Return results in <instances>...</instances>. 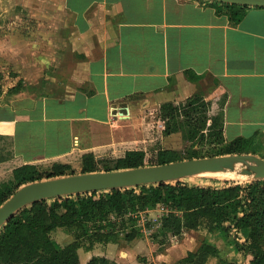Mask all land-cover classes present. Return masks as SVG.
Instances as JSON below:
<instances>
[{
    "label": "crops",
    "instance_id": "1",
    "mask_svg": "<svg viewBox=\"0 0 264 264\" xmlns=\"http://www.w3.org/2000/svg\"><path fill=\"white\" fill-rule=\"evenodd\" d=\"M13 1L27 5V15L42 21L38 28L27 27L31 37L13 35V41L23 38L18 44L1 41L0 62L20 64L24 47L42 43L49 49L55 41L70 50L71 57L62 56L60 64L71 59L73 67L61 70L66 78L58 93H48V87L41 95L24 92L18 77L0 95V152L10 156L1 163L11 166L12 174L23 165L74 167L89 156L146 152L151 143L176 133H165L161 107L194 97L210 103V116L222 114L226 142L249 140L250 152L264 158L263 6L236 7L240 15L234 21L226 6L214 0ZM155 212H164L161 205L145 215ZM197 231L184 230L170 239L183 235L188 243L196 240ZM58 233L65 243L53 237ZM70 235L62 227L52 232L60 246L72 240ZM115 251V242L97 243L90 251L81 248L80 262L102 255L119 264L134 263H121Z\"/></svg>",
    "mask_w": 264,
    "mask_h": 264
},
{
    "label": "trees",
    "instance_id": "2",
    "mask_svg": "<svg viewBox=\"0 0 264 264\" xmlns=\"http://www.w3.org/2000/svg\"><path fill=\"white\" fill-rule=\"evenodd\" d=\"M221 3L226 6L231 19L236 21L240 15L236 7L241 5ZM209 106L210 103L201 97L180 105L164 104L160 115L168 121L165 133L171 134L185 127L187 139L192 143L198 136L201 140L207 139L206 143L211 146L226 145L224 153H254L249 150V140L237 138L226 142L222 114L210 116ZM170 119L177 122L170 124ZM145 160V151L129 150L116 160L115 167L104 169L143 166L147 164ZM176 160H179L176 150L161 149L156 163ZM57 165L63 166L59 163L53 166ZM95 170L99 168L95 166L94 158L86 157L82 172ZM72 173L75 172L68 173L62 169L50 172L36 165L17 167L13 170V182L0 187V205L25 183ZM207 175L235 179L220 174ZM262 182L264 179L247 184L225 180L223 184L206 185L181 179L44 199L21 209L0 228V264H81L79 249L90 251L97 243L116 242L119 238L112 214L132 215L120 227L125 229L124 239L132 242L142 233V228L136 225L138 215L157 205H163L166 210L151 237L160 245L161 251L170 235L179 236L184 230L204 227L211 234L220 236L228 246H233L236 252L242 253L243 264H264V248L258 234V227L264 226ZM129 222L132 223L130 230L127 228ZM59 227L72 235V240L64 246L52 237V232ZM247 230L250 232L245 242L240 241L238 234ZM213 258H220L217 264H234L232 260L222 258L221 248L208 240H203L196 250L188 251L174 264H209ZM141 261L146 262L145 259ZM86 264L119 263L106 256L93 255Z\"/></svg>",
    "mask_w": 264,
    "mask_h": 264
},
{
    "label": "rangeland",
    "instance_id": "3",
    "mask_svg": "<svg viewBox=\"0 0 264 264\" xmlns=\"http://www.w3.org/2000/svg\"><path fill=\"white\" fill-rule=\"evenodd\" d=\"M34 4V3H33ZM36 7H40L41 5L35 4ZM32 7V6H31ZM34 8V7H33ZM40 9V8H39ZM3 10H7L6 13H3ZM21 12V15H18V12ZM28 6L27 5H17V3L13 0H5L3 2L0 1V42L5 41L9 44L13 41V35H18L17 33H22L25 37H31L32 34L29 33L27 27L28 26H36L38 28L42 18L39 17H29ZM20 26V27H19ZM14 28V30H13ZM15 31L16 33L12 32ZM39 32V31H38ZM53 35H55L53 33ZM36 37H40L42 40L41 34H36ZM23 38H16L13 42L18 44L19 40ZM26 41V40H24ZM11 43V46L13 45ZM27 42V41H26ZM24 42V43H26ZM36 45V41L32 40ZM41 45L38 44L36 47H32V49L28 50V47H24L23 54H20L18 57L21 59L20 64L8 63V62H0V95L3 93L4 89H11L13 84L18 83V87L24 86L22 89L24 92L31 91L37 93L39 95L44 94L47 89L49 93H58V86L65 80V76L61 73V70L64 69L68 71L73 67L70 64L71 59H67V63L60 64V58L65 56V58L71 57L70 50H66V48L60 49L58 43H53L50 45L51 48L44 49ZM39 46H41L39 48ZM19 49V45L17 47ZM21 49V47H20ZM0 49V54H1ZM12 50V49H11ZM9 49L8 52L11 53ZM5 51V50H3ZM46 52V54H44ZM28 57L31 59V63L27 62ZM48 61V59H50ZM48 61V62H47ZM51 62V63H50ZM20 77V79L18 78ZM62 79V80H61ZM28 84L29 90L25 83ZM17 87V88H18ZM15 88V89H17ZM20 89V88H19ZM18 89V90H19ZM16 91V90H15ZM17 92V91H16ZM15 92V93H16ZM14 93V92H12ZM160 115V114H159ZM177 120V119H176ZM168 122L167 120L164 121ZM177 121L169 120L170 124H175ZM166 126V125H165ZM166 128V127H165ZM178 132L174 133L166 140H162L161 138L157 141L148 145L146 150V165L157 164V156L161 149H167V147H172L178 153V159H190L195 157H206V156H214V155H222V154H230L224 153L226 152V145H209L206 143L207 139L201 140L197 136L196 140L192 143L187 139V128L182 127ZM155 130H151V132L155 133ZM163 131V130H159ZM164 135V133H163ZM162 140V141H161ZM165 144V145H163ZM243 153H248L247 151H243ZM124 156V152H119L117 154H108L103 157H99L94 159L95 166L99 168V170H106L104 168H112L116 165V160L120 156ZM3 157H10L8 152L1 153L0 152V187L4 183L13 182V174L10 172L11 166H5L3 163ZM85 161L74 167L63 165V166H53V163L41 166L42 170H47L50 172H57V170H64L65 172L71 173H80L83 168ZM82 165V166H81ZM65 166V167H64ZM247 167L242 164L234 165L228 169H226L220 175L222 176H233L235 179L229 178H220L217 175H207L212 173H206L204 175H196L192 177L184 178V180L189 181L191 183H202V184H211L218 183L223 184L225 180H229L232 183H240L247 184L250 182L258 181L260 178H257L254 174H247L243 170ZM215 174V173H214ZM217 174V173H216ZM262 179V178H261ZM264 186V182L261 183ZM162 212V211H160ZM163 213L155 212L148 217L145 215V212H141L136 218V225L142 228V233L139 238L135 239L132 242H127L124 239L125 229L120 228L123 225V221L130 218V213H125L124 215H115L112 214V218L116 222V229L119 231V238L115 243H117V251L116 257L119 258L121 263L126 262H134L132 264H173L176 260L185 255L187 250L192 247L200 245L203 240H208L210 242L215 243L221 248L222 258L230 259L234 262V264H243L244 258L242 253L236 252L233 246H228L223 242L220 236L216 234H211L207 229V235L205 234L206 228H200L197 233H194L192 237H196V240L192 241L191 239H187L188 243L183 242L185 236H180L178 239L173 237L170 239V243L164 247L163 253L164 256L160 254V245L153 240L151 237L152 233L156 228V224L158 223L160 215ZM137 216V215H136ZM128 230L131 229V222H129ZM250 230L246 232H240L238 234L240 241L245 242L246 237L249 235ZM258 234L260 237L261 244L264 248V226L258 227ZM63 234H54L53 237L57 238L62 236ZM72 238V235H70ZM62 242L65 243L67 241L66 237H60ZM70 238V239H71ZM193 242V243H191ZM198 242V243H197ZM168 243V242H167ZM197 243V245H196ZM189 244V245H188ZM145 259L146 262H142L141 260ZM220 260V258H218ZM218 259H211L209 264H217ZM128 264V263H127Z\"/></svg>",
    "mask_w": 264,
    "mask_h": 264
},
{
    "label": "water",
    "instance_id": "4",
    "mask_svg": "<svg viewBox=\"0 0 264 264\" xmlns=\"http://www.w3.org/2000/svg\"><path fill=\"white\" fill-rule=\"evenodd\" d=\"M242 6H263L264 0H214ZM242 164L247 174L264 179V158L255 153H230L114 170H95L35 180L21 185L0 205V228L35 202L90 191L158 184L206 173H221Z\"/></svg>",
    "mask_w": 264,
    "mask_h": 264
},
{
    "label": "bare ground",
    "instance_id": "5",
    "mask_svg": "<svg viewBox=\"0 0 264 264\" xmlns=\"http://www.w3.org/2000/svg\"><path fill=\"white\" fill-rule=\"evenodd\" d=\"M121 117L124 118V119H125V118L127 119L129 116H128V115L121 114ZM221 173H223V172H221ZM221 173H217V174H221ZM212 174H214V173H212ZM215 174H216V173H215ZM201 175H202V174H201Z\"/></svg>",
    "mask_w": 264,
    "mask_h": 264
},
{
    "label": "built area",
    "instance_id": "6",
    "mask_svg": "<svg viewBox=\"0 0 264 264\" xmlns=\"http://www.w3.org/2000/svg\"><path fill=\"white\" fill-rule=\"evenodd\" d=\"M161 207H162L163 211H165V210H166V209H165V207H164L163 205H161Z\"/></svg>",
    "mask_w": 264,
    "mask_h": 264
}]
</instances>
